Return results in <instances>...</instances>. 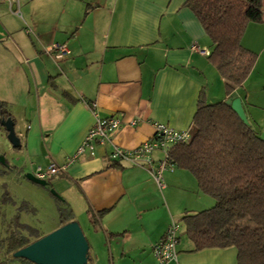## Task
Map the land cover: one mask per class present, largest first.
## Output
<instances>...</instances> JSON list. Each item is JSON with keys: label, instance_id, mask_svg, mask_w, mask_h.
Instances as JSON below:
<instances>
[{"label": "crops", "instance_id": "obj_1", "mask_svg": "<svg viewBox=\"0 0 264 264\" xmlns=\"http://www.w3.org/2000/svg\"><path fill=\"white\" fill-rule=\"evenodd\" d=\"M186 2L20 0L18 17L0 0V101L19 139L10 165L55 208H70L73 222L76 211L89 215V235L105 242L98 257L88 241L93 264H156L154 246L173 221L186 233L185 216L216 205L190 172L171 162L160 188L146 168L111 161V144L97 145L94 157L85 154L50 186L32 179L38 167L65 165L76 154L96 122L93 103L101 118L122 119L114 143L134 149L153 138L155 123L192 132L202 92L209 104L228 100L225 79L209 61L212 41ZM53 44L67 45L71 54L55 60L45 51ZM242 46L258 57L232 98L242 100L250 126L264 139V18L249 24ZM154 158L158 165L164 154ZM181 233L170 264H238L236 247L196 252Z\"/></svg>", "mask_w": 264, "mask_h": 264}, {"label": "trees", "instance_id": "obj_2", "mask_svg": "<svg viewBox=\"0 0 264 264\" xmlns=\"http://www.w3.org/2000/svg\"><path fill=\"white\" fill-rule=\"evenodd\" d=\"M185 7L194 13L212 41L209 61L225 79L226 95L232 98L257 61L258 55L245 49L242 39L250 23L263 20L264 0H187ZM63 96L75 102L69 94L64 92ZM0 119L15 123L1 101ZM170 160L190 172L200 191L216 200L213 208L182 219L194 251L236 247L238 264H264V139L226 100L209 104L202 92L192 139L174 146ZM2 201L5 205L14 203L8 191ZM59 213L61 227L74 221L70 208L60 207ZM244 221L254 227L243 226ZM92 224L97 225L95 216ZM20 228L28 235L13 230L6 240V255L14 257L46 236L29 226Z\"/></svg>", "mask_w": 264, "mask_h": 264}, {"label": "built area", "instance_id": "obj_3", "mask_svg": "<svg viewBox=\"0 0 264 264\" xmlns=\"http://www.w3.org/2000/svg\"><path fill=\"white\" fill-rule=\"evenodd\" d=\"M8 4L11 12L17 16L21 15L20 0H3ZM192 50L200 55H207V52L197 46ZM46 53L55 60H63L71 54L69 47L65 44H53L46 48ZM91 110L96 116L94 127L81 144L76 154L68 160V163L62 166L52 164L47 169L38 167L34 172V177L38 180L47 181L55 176L64 174L69 166L76 162L85 154L91 157L95 156L96 146L111 144L113 150L109 155L111 161L127 163L131 166L146 168L154 178L160 188L164 187L163 174L168 169H173L170 160L171 149L179 144L188 143L192 139L191 131L176 130L166 124H154V136L152 139L140 144L134 149H125L114 143V135L122 128L123 121L117 116L101 118L98 115L97 105L93 103ZM134 121L131 125H136ZM156 152H162L164 158L156 164L154 155ZM181 224L173 221L169 226L164 238L154 246V256L156 264H170L177 259L178 246L180 244Z\"/></svg>", "mask_w": 264, "mask_h": 264}, {"label": "rangeland", "instance_id": "obj_4", "mask_svg": "<svg viewBox=\"0 0 264 264\" xmlns=\"http://www.w3.org/2000/svg\"><path fill=\"white\" fill-rule=\"evenodd\" d=\"M17 16V15H16ZM19 15L18 17H20ZM7 38V37H6ZM3 39V38H2ZM10 46H15L10 40L7 41ZM11 143L8 140V132L3 121L0 119V264H33L26 261L15 260L12 255H6V240L13 230L20 229L24 234L28 235L26 230H22L20 226H29L38 229L42 234H50L59 226V209L55 208L50 199L44 198L40 186L26 184L19 181V170L16 166H11L12 156H10ZM6 157V159H5ZM26 184V187H24ZM49 185V180L46 181ZM37 188V189H36ZM41 188V187H40ZM8 191L14 203L5 205L2 196ZM55 201V198H53ZM53 206V207H52ZM78 224L83 230L87 240L94 248L98 257L104 254L105 242L100 236L92 239L88 233L89 215L84 212H77ZM89 219V220H88ZM243 226L254 227L248 221L241 223ZM92 226H97L91 224ZM56 228V229H55ZM182 240H187V234L181 233ZM102 262V261H101ZM93 257L89 250L88 263L93 264Z\"/></svg>", "mask_w": 264, "mask_h": 264}, {"label": "water", "instance_id": "obj_5", "mask_svg": "<svg viewBox=\"0 0 264 264\" xmlns=\"http://www.w3.org/2000/svg\"><path fill=\"white\" fill-rule=\"evenodd\" d=\"M226 103L232 106L245 124L250 125L240 98H229ZM3 124L8 132L9 142L17 148L19 139L14 130V122L9 119ZM32 179L39 184L45 183L35 177ZM89 250L90 244L80 225L72 222L18 251L14 257L33 264H87Z\"/></svg>", "mask_w": 264, "mask_h": 264}]
</instances>
